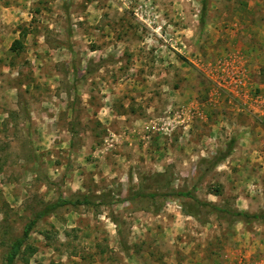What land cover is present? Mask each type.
<instances>
[{
    "label": "rangeland",
    "instance_id": "obj_1",
    "mask_svg": "<svg viewBox=\"0 0 264 264\" xmlns=\"http://www.w3.org/2000/svg\"><path fill=\"white\" fill-rule=\"evenodd\" d=\"M201 8L0 0V264L61 194L97 205L42 218L15 264H264L263 223L170 196L264 210V0Z\"/></svg>",
    "mask_w": 264,
    "mask_h": 264
},
{
    "label": "trees",
    "instance_id": "obj_2",
    "mask_svg": "<svg viewBox=\"0 0 264 264\" xmlns=\"http://www.w3.org/2000/svg\"><path fill=\"white\" fill-rule=\"evenodd\" d=\"M202 8H201V14H200V22L202 25L206 23V14L208 12V0H201ZM19 43L18 40L13 42V45L11 49L13 51L16 50L17 44ZM94 70H91L90 68L87 69V73L91 74ZM234 143L235 139H232L229 141L227 148L225 150H219L214 157L211 159H208L207 162L210 164L206 171H210L214 167H216L220 162H222L224 159H226L228 156L231 155L233 149H234ZM156 193H151V196H156ZM162 196H168V193H163ZM170 196H176V197H184L193 199L196 201L195 205H191V207L186 205V210L188 214L193 215L195 217H201L203 213V208L207 207L211 212H219L222 216H224L225 219L229 220V222H242L246 225H249L254 222H260L264 224V210H261L259 212H248L243 210H237V209H231V208H223L217 205H214L209 202H203L199 200L195 194V189H190L188 191L185 190H173L170 193ZM94 197L89 195H83V194H77L74 195L72 198L65 197L63 194H61L55 201L46 203L43 205V207L37 211L34 218L27 222L23 228V232L21 236L15 237L12 240V243L10 245V248L8 249L7 255H6V264H15L17 258L22 254V248L26 244V242L30 239L32 232L36 228V226L39 224L40 220L44 218L45 216L52 214L60 207L64 206H80V205H97V202L93 199ZM101 203H105L102 201ZM202 207V208H201Z\"/></svg>",
    "mask_w": 264,
    "mask_h": 264
},
{
    "label": "crops",
    "instance_id": "obj_3",
    "mask_svg": "<svg viewBox=\"0 0 264 264\" xmlns=\"http://www.w3.org/2000/svg\"><path fill=\"white\" fill-rule=\"evenodd\" d=\"M105 260V261H103ZM94 264H109L108 260L103 256L100 257V260H95Z\"/></svg>",
    "mask_w": 264,
    "mask_h": 264
}]
</instances>
